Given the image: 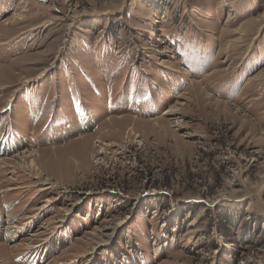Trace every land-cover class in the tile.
Instances as JSON below:
<instances>
[{
	"label": "rangeland",
	"instance_id": "rangeland-1",
	"mask_svg": "<svg viewBox=\"0 0 264 264\" xmlns=\"http://www.w3.org/2000/svg\"><path fill=\"white\" fill-rule=\"evenodd\" d=\"M0 264H264V0H0Z\"/></svg>",
	"mask_w": 264,
	"mask_h": 264
},
{
	"label": "bare ground",
	"instance_id": "bare-ground-1",
	"mask_svg": "<svg viewBox=\"0 0 264 264\" xmlns=\"http://www.w3.org/2000/svg\"><path fill=\"white\" fill-rule=\"evenodd\" d=\"M168 111H169V110H168ZM110 119H111V118H109V119L106 120L105 122L110 121ZM87 122H88V121H87ZM67 127H68V126H67ZM74 127H75V126H73V130H74ZM78 127H80V125H78ZM80 128H81V127H80ZM77 129H79V128H77ZM83 135H84V134H83ZM81 137L84 138V137H86V136H82V135H81ZM77 139H78V138H76V141H77ZM79 139H80V137H79ZM98 140H99V139H97L96 141L99 142ZM16 142H17V141H16ZM97 146H98V145H97ZM99 148H100V146H99ZM100 151H101V150L99 149V153H100ZM70 153H71V152H70ZM86 153H87V152H85V154H84V157H85L84 159H86V157H87V156H86V155H87ZM75 154L77 155L76 151H75ZM63 157H64V156H63ZM85 161H86V160H85ZM85 161H84V162H85ZM74 163L76 164V163H78V162H77L76 160H74ZM86 163H87V162H85V164H86ZM86 167H87V166H85L84 171L86 170ZM67 169H68V167H67ZM68 171H69V170H68ZM86 171H87V170H86Z\"/></svg>",
	"mask_w": 264,
	"mask_h": 264
}]
</instances>
